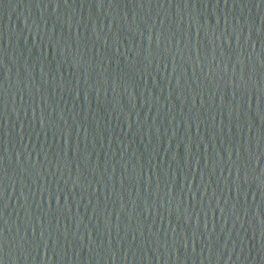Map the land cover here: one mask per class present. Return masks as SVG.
Listing matches in <instances>:
<instances>
[{
	"label": "water",
	"instance_id": "95a60500",
	"mask_svg": "<svg viewBox=\"0 0 264 264\" xmlns=\"http://www.w3.org/2000/svg\"><path fill=\"white\" fill-rule=\"evenodd\" d=\"M0 264H255L202 0H0Z\"/></svg>",
	"mask_w": 264,
	"mask_h": 264
}]
</instances>
